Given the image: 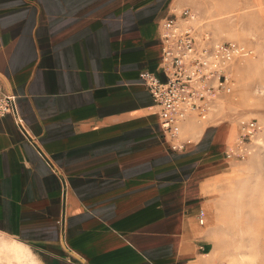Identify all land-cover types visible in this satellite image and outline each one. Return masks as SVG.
I'll return each mask as SVG.
<instances>
[{
  "label": "crops",
  "instance_id": "crops-1",
  "mask_svg": "<svg viewBox=\"0 0 264 264\" xmlns=\"http://www.w3.org/2000/svg\"><path fill=\"white\" fill-rule=\"evenodd\" d=\"M247 2L264 18V0ZM241 6L0 0V78L29 134L0 116V236L36 264H206L202 189L237 124L187 118L173 150L140 73L164 80L162 18Z\"/></svg>",
  "mask_w": 264,
  "mask_h": 264
},
{
  "label": "rangeland",
  "instance_id": "rangeland-1",
  "mask_svg": "<svg viewBox=\"0 0 264 264\" xmlns=\"http://www.w3.org/2000/svg\"><path fill=\"white\" fill-rule=\"evenodd\" d=\"M242 3L219 16L210 7L206 15L197 13L216 38L236 40L253 49L252 56L230 68L231 90L216 98L204 127L229 128L231 120L237 124L240 119H255L258 126L247 156L223 159L202 189L203 226L208 230L206 264H264V18L247 0ZM0 264L36 261L20 242L0 236Z\"/></svg>",
  "mask_w": 264,
  "mask_h": 264
},
{
  "label": "built area",
  "instance_id": "built-area-1",
  "mask_svg": "<svg viewBox=\"0 0 264 264\" xmlns=\"http://www.w3.org/2000/svg\"><path fill=\"white\" fill-rule=\"evenodd\" d=\"M159 37L164 80L147 70L140 73V78L152 96L165 139L173 150H181L188 140L179 136L178 125L188 117L205 119L216 98L231 90L230 68L252 56L253 49L236 40L216 38L190 8H183L178 16L162 18ZM6 114L29 135L18 113L15 94L4 89L0 78V116ZM257 129L255 119H240L237 139L233 147L224 151V158H245ZM205 215L204 208H199L200 225Z\"/></svg>",
  "mask_w": 264,
  "mask_h": 264
},
{
  "label": "bare ground",
  "instance_id": "bare-ground-1",
  "mask_svg": "<svg viewBox=\"0 0 264 264\" xmlns=\"http://www.w3.org/2000/svg\"><path fill=\"white\" fill-rule=\"evenodd\" d=\"M210 113H211V111L208 113V115H209ZM208 115H207V116H208ZM207 116H206V117H207ZM188 118H192V117H188ZM186 119H187V118H186ZM179 136H180L181 138L186 139V140L189 141V139L184 138V137L180 134V132H179ZM236 139H237V134H236L234 140L232 141V143L230 144V146L228 147L229 149H230L231 147H233V144H234V142L236 141Z\"/></svg>",
  "mask_w": 264,
  "mask_h": 264
}]
</instances>
